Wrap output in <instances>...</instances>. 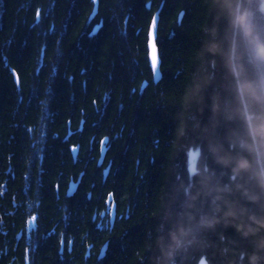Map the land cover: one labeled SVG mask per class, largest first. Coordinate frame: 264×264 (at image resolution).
<instances>
[{
  "label": "trees",
  "instance_id": "trees-1",
  "mask_svg": "<svg viewBox=\"0 0 264 264\" xmlns=\"http://www.w3.org/2000/svg\"><path fill=\"white\" fill-rule=\"evenodd\" d=\"M0 264H264V0H0Z\"/></svg>",
  "mask_w": 264,
  "mask_h": 264
},
{
  "label": "water",
  "instance_id": "water-1",
  "mask_svg": "<svg viewBox=\"0 0 264 264\" xmlns=\"http://www.w3.org/2000/svg\"><path fill=\"white\" fill-rule=\"evenodd\" d=\"M154 18H155V24L153 23ZM156 22H157V17H156V15H154L152 18V21L150 23L148 35H147L148 36V40H147L148 62H149V67L151 69V73H152L154 80H157L159 78V76H156L154 74L153 69H152V60H153L154 56L159 62L158 55H157V49H156L155 44H154ZM158 71H159V63H158ZM71 188H73V186ZM111 215H112V212H111Z\"/></svg>",
  "mask_w": 264,
  "mask_h": 264
},
{
  "label": "snow or ice",
  "instance_id": "snow-or-ice-1",
  "mask_svg": "<svg viewBox=\"0 0 264 264\" xmlns=\"http://www.w3.org/2000/svg\"><path fill=\"white\" fill-rule=\"evenodd\" d=\"M37 16H39V11L37 12ZM153 23L155 24V18H154ZM158 63H159L158 60L154 56L153 57V60H152V69H153V72H154V74L156 76H159L160 75V73L158 71ZM33 219H35V218L33 217Z\"/></svg>",
  "mask_w": 264,
  "mask_h": 264
},
{
  "label": "rangeland",
  "instance_id": "rangeland-1",
  "mask_svg": "<svg viewBox=\"0 0 264 264\" xmlns=\"http://www.w3.org/2000/svg\"><path fill=\"white\" fill-rule=\"evenodd\" d=\"M193 156H194V154L192 152L189 153V160H192L193 159Z\"/></svg>",
  "mask_w": 264,
  "mask_h": 264
}]
</instances>
